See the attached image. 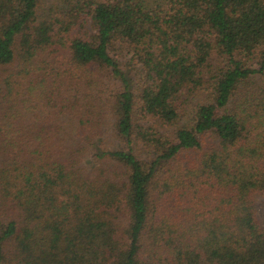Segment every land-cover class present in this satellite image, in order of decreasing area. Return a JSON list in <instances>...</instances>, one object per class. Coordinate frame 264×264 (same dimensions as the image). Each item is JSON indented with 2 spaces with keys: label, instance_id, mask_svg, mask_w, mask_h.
Masks as SVG:
<instances>
[{
  "label": "trees",
  "instance_id": "16d2710c",
  "mask_svg": "<svg viewBox=\"0 0 264 264\" xmlns=\"http://www.w3.org/2000/svg\"><path fill=\"white\" fill-rule=\"evenodd\" d=\"M264 0H0V264H264Z\"/></svg>",
  "mask_w": 264,
  "mask_h": 264
},
{
  "label": "rangeland",
  "instance_id": "374dc122",
  "mask_svg": "<svg viewBox=\"0 0 264 264\" xmlns=\"http://www.w3.org/2000/svg\"><path fill=\"white\" fill-rule=\"evenodd\" d=\"M257 206H258L260 219L263 221V224H264V199L263 198H257Z\"/></svg>",
  "mask_w": 264,
  "mask_h": 264
}]
</instances>
